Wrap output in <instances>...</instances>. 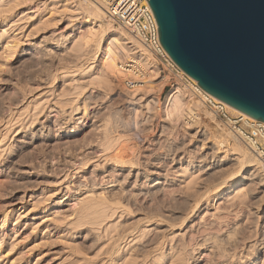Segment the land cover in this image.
I'll list each match as a JSON object with an SVG mask.
<instances>
[{"label": "rangeland", "instance_id": "obj_1", "mask_svg": "<svg viewBox=\"0 0 264 264\" xmlns=\"http://www.w3.org/2000/svg\"><path fill=\"white\" fill-rule=\"evenodd\" d=\"M13 1L0 0V242L15 247L13 259L124 264L148 239V246L165 241L168 253L179 244L190 264H264V172L247 168L228 181L238 156L222 161L211 120L194 121L189 110L167 120V94L185 86L163 73L132 92L105 81L93 48L80 40L91 25L77 6L87 0ZM82 102L86 117L68 121ZM114 188L124 190L128 213L71 225L81 194Z\"/></svg>", "mask_w": 264, "mask_h": 264}, {"label": "water", "instance_id": "obj_2", "mask_svg": "<svg viewBox=\"0 0 264 264\" xmlns=\"http://www.w3.org/2000/svg\"><path fill=\"white\" fill-rule=\"evenodd\" d=\"M159 41L209 95L264 122V0H146Z\"/></svg>", "mask_w": 264, "mask_h": 264}, {"label": "bare ground", "instance_id": "obj_3", "mask_svg": "<svg viewBox=\"0 0 264 264\" xmlns=\"http://www.w3.org/2000/svg\"><path fill=\"white\" fill-rule=\"evenodd\" d=\"M13 2H15V1H13ZM108 3H109V0H87L84 5H80L79 4V6H77V10L80 9L79 11H81V13L84 14L85 18L87 19L86 22L87 23L90 22V25H91L89 28H87L85 34L83 32V35L81 36V39H80V40H82L81 42L83 44V47L85 46L86 48H88V47L93 48V55L90 57V59H93V60L94 59H98V62H100L102 70L105 73V77H106L105 81H108V82H112V83L116 82L117 84L118 83L121 84V83L124 82V79L127 76H125V74H123V72L120 71V64H124L125 65V63H135L136 62L137 64H139V63L143 62V65L146 68V71H144V70L141 71L142 69H140V71H135V72H134V70H130V71L124 70V71L128 72L130 76L132 75V76H135L137 78H140L141 76H145L143 78V80L147 78L146 77L147 74L149 75V74L154 73V74H156L155 76H157V74H159L157 65L155 64V62L153 61L152 57L147 52V50L143 47V45L136 39V37L133 34H131L130 32H128L125 29H123V28L122 29H116L114 27V25L112 23L113 21L108 17L107 12H106V9L108 8ZM123 30H125V31H123ZM16 45H17V42L14 43V44L12 42L11 47H6V48L12 49V48H15ZM9 49H8V51H9ZM0 56H1V54H0ZM129 60H132V61H129ZM135 60H137V61H135ZM129 65L130 64H127L126 66L129 67ZM183 73H185V72H183ZM150 77L152 78V76H150ZM154 78H156V80L158 79V81H159V79L161 77L158 75L157 77H154ZM102 79H103V77H102ZM162 81H163V83L165 82L164 78L162 79ZM142 82L143 81H140V83H142ZM146 82H144V84ZM147 83H149V81ZM163 83H160V84H163ZM193 96H194V94L190 91V89L188 87H182L181 85H177L174 88H172L171 91L167 94L166 99H165V103H164V109H165L164 112L168 116L167 120L170 119L172 121L173 120L175 121L177 116H180V115L183 116L182 113L185 110H189L187 112H189L191 119H193L194 121L195 120L197 121L198 119L200 120L201 114L204 115L205 117H207L208 120L210 119L211 120L210 122L213 123V129H212L213 130L212 131L213 142L212 141L211 142L213 143V147L217 148V151H219L218 153L220 155L221 154L225 155L223 157L222 161H225L226 159H228L230 157V155H237L238 156L236 159L233 160V161L236 162V166L237 167L233 171H231L229 173V175L227 177L228 181H234L239 176H243L241 174L245 173L247 168H252L253 167V168H255V171H257V172L258 171L261 172V173L264 172V164L262 163V161L257 156H255L254 153L249 148L244 146L232 134V132L229 129H227L226 127H223L220 123H218L216 121L214 115L211 112H207L208 110L206 111V108L204 110L203 109L204 106L202 105V103L200 101H194L193 98H192ZM136 99L137 100H142L141 98L138 99L135 96L134 102H135ZM196 99H198V98L196 97ZM152 101H154V100H152ZM150 103H151V101H150ZM146 104H148V103H146ZM151 105L150 104L147 105L148 109L151 108L150 107ZM145 108H146V106H145ZM86 109H87L86 103L82 102V106H76V108H74L72 110L71 116H70L68 121L74 120V116L80 115L82 112H83V115H82L81 118H85L86 117ZM229 109L235 114L236 113H240V111H238L237 109H235V108H233L231 106H229ZM180 117L178 118L179 120H180ZM68 121H66V122H68ZM137 128H138V126H137ZM108 133H109V131H108ZM106 139H108V138H106ZM112 142L113 141H111V143ZM106 143L108 144L109 142L107 141ZM108 146H109V144H108ZM110 146H111V144H110ZM120 163H121V161H120ZM122 163L127 164V165H129L130 167H133V168H134V166H136V165H134L136 163H133L132 160H129V161L125 160V162L122 161ZM251 175L253 176L254 174L251 173ZM242 179L243 180L246 179V176H245V178H242ZM244 190L245 189H244V186H243L242 190L240 192H244ZM80 196H81V199L79 200L80 210H79V212H77L78 214H76L75 219L71 222V225L76 226L75 228H78V226L80 227V226L87 225V224L94 225V224L99 223V222L100 223H104V222L107 223L106 221L108 219L113 218L114 216H118L119 214H121L120 217H122V215H124V213H126V212L128 213L130 211V209L127 208L128 206H126L124 204V196H126V195H125L124 190H122L121 188H119L117 190H115V188H114V189H112L111 193H108V191L107 192H103V191L102 192L86 191L85 193H83V195L81 194ZM132 196L134 198V194H132ZM64 199L66 200L67 198H64ZM196 204H197V202H196ZM42 205H43V203H42ZM119 211H121V213ZM131 212H132V209H131ZM8 213H6L4 215V219L7 218V216L9 215ZM145 218H146L145 220H147L146 221L147 223L150 222L151 219L148 218V215H146ZM184 221H183V223H184ZM2 224L4 225V223H2ZM99 226H101V225H99ZM126 228L127 227H124V229H126ZM130 230H132V229L131 228L130 229H126L124 231H130ZM124 231H122V233H124ZM147 235H148V232H147ZM130 236L131 237H135L133 234L130 235ZM163 238H165V237H163ZM114 240H115V238L113 236H111V241H114ZM160 240H162V238ZM159 243H160V241H159ZM157 244H155V245H157ZM4 245H6V244L2 240L0 242V262H1L0 264H5V262H6V264H22L21 261L19 262V260H17V259L14 260L13 259L15 257H13L14 255L12 253H14V248L15 247L12 248V249H7V248L4 249L3 248ZM170 246H171V250L168 253V251L166 252L164 250L165 247H166V242L165 241L163 243H160L159 246L158 245L157 246H154V245L148 246V239H147L144 243L139 244L138 246H136V248L131 250L130 258L126 262H124V264H148V262H149L148 261V258H149L148 256L151 254V252L155 253V252H160V251H161V253H159V256H157L156 261L154 263H150V264H159L161 262H162V264H183L182 260H185L184 262H186V264H190V261H191L192 258L188 257L186 259H182V257H183L182 255L183 254H181V252H180L182 249L180 250V245L179 244L177 245L178 247L177 246H172V244ZM214 248H216V250L218 251V254L222 256V252L224 250L221 251L222 249L219 246V244L215 243L214 244ZM183 250H182V252H184ZM211 250H212V247H211ZM155 255H157V254H155ZM154 257H156V256H154ZM151 262H153V261H151Z\"/></svg>", "mask_w": 264, "mask_h": 264}, {"label": "built area", "instance_id": "obj_4", "mask_svg": "<svg viewBox=\"0 0 264 264\" xmlns=\"http://www.w3.org/2000/svg\"><path fill=\"white\" fill-rule=\"evenodd\" d=\"M106 12L114 24L133 34L143 45L157 65L160 74H167L173 81L188 87L204 108L209 110L264 164V122L242 112L233 113L229 109V105L206 93L196 81L183 73L161 45L156 22L146 0H109ZM127 64H130L129 67L126 66ZM140 69L146 71L143 62L120 64V71L127 76L123 82L126 91H134L142 84L140 81H143L145 76L137 78L130 76L124 70H134L135 72L140 71ZM149 75L147 74L146 77Z\"/></svg>", "mask_w": 264, "mask_h": 264}]
</instances>
